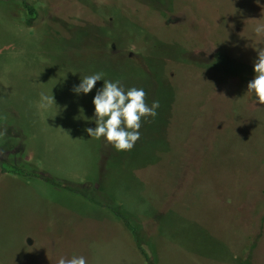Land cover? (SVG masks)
I'll return each instance as SVG.
<instances>
[{"label":"rangeland","instance_id":"rangeland-1","mask_svg":"<svg viewBox=\"0 0 264 264\" xmlns=\"http://www.w3.org/2000/svg\"><path fill=\"white\" fill-rule=\"evenodd\" d=\"M30 2L33 25L21 0H0V171L88 182L142 226L160 263L237 264L242 245L243 264H264V105L247 92L264 0ZM97 72L159 101L131 150L86 132L103 81L73 88ZM25 176L0 177V251L27 234L34 250L55 246L59 209L100 211Z\"/></svg>","mask_w":264,"mask_h":264},{"label":"crops","instance_id":"crops-1","mask_svg":"<svg viewBox=\"0 0 264 264\" xmlns=\"http://www.w3.org/2000/svg\"><path fill=\"white\" fill-rule=\"evenodd\" d=\"M5 176L18 178L25 175L8 169L0 171V177ZM83 199L98 207L100 213L97 211V214H83L73 209H59L58 217L54 214L50 217L54 229L51 234L52 243H57L55 246L34 250L33 236L27 234L13 242L16 246L13 250L0 251V264H57L61 256L71 258L73 255H83L87 264H149L122 219L105 207H100L87 198ZM138 226L144 237L146 251L154 258L155 264H163L160 263L162 251L156 244L150 243V238L143 232L142 226ZM155 229L156 233L161 232L158 223ZM238 250L236 249L235 261L243 264V246ZM251 263L254 264L252 260Z\"/></svg>","mask_w":264,"mask_h":264},{"label":"clouds","instance_id":"clouds-1","mask_svg":"<svg viewBox=\"0 0 264 264\" xmlns=\"http://www.w3.org/2000/svg\"><path fill=\"white\" fill-rule=\"evenodd\" d=\"M255 31L257 34L264 33V24L258 25ZM253 71L254 76L247 83V92L253 94L256 104L264 105V48L257 52ZM103 77L104 74L100 72L87 75L73 88L77 95H87L96 82L103 81L92 98L95 127L87 128L86 132L91 138L103 137L117 151L131 150L140 138L142 119L157 115L159 101L154 100L149 104L143 87L126 89L120 80H106ZM40 102L42 107L55 103L53 96L45 94H41ZM57 264H87V260L83 255H73L71 258L61 256Z\"/></svg>","mask_w":264,"mask_h":264},{"label":"trees","instance_id":"trees-1","mask_svg":"<svg viewBox=\"0 0 264 264\" xmlns=\"http://www.w3.org/2000/svg\"><path fill=\"white\" fill-rule=\"evenodd\" d=\"M21 2H22V6L25 12L26 23L28 25H33L35 20L39 16L38 9L36 8L34 4L30 2V0H21ZM8 170L19 173V174H25V175H31V176L34 175V176L40 177L48 181L54 186L81 194L85 198L89 199L95 204L108 207L116 216L122 219L124 224L132 232L139 247L141 248L142 252L145 254L149 264H155L154 258L146 251L143 245L144 237H143L142 231L140 230L139 226L135 222L132 221L131 217L129 216L127 212L124 211L121 204L118 203L113 198H111L110 196L101 194V197H97L96 194L93 193L94 191L90 190L91 187L89 186V183L85 181H75V180H71L68 178H63L61 180H58L57 178H54L49 174L41 173V172L32 173L30 171H27L26 169L19 168L16 166L14 167V170L13 169H8Z\"/></svg>","mask_w":264,"mask_h":264}]
</instances>
